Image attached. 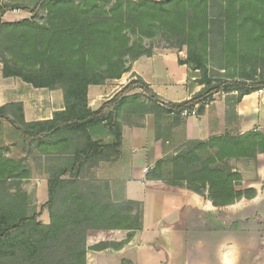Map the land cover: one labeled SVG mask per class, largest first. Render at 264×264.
Segmentation results:
<instances>
[{
    "label": "trees",
    "instance_id": "1",
    "mask_svg": "<svg viewBox=\"0 0 264 264\" xmlns=\"http://www.w3.org/2000/svg\"><path fill=\"white\" fill-rule=\"evenodd\" d=\"M20 2L0 1V16L13 11L30 14L29 19L0 24L2 77L17 78L34 89L60 90L64 110L51 120L26 123L21 104L0 107V126L7 123L20 143L35 144L50 159L45 204L49 224L42 225L39 215L30 213L27 195L19 188L12 193L15 182L29 178V170L21 159L7 158L8 149L0 145V264H86L87 250L119 249L141 229L140 203L110 200L100 186L92 191L83 177L119 159L120 118L151 115L157 132L164 117H172L176 126L187 120L180 117L184 110L196 108V115H202L216 94L235 93L227 99L233 106L264 89V0H36L31 6ZM39 11L46 12L43 22L37 21ZM159 33L187 45L186 58H178V64L196 74L201 91L180 103L161 104L132 74L119 92L92 111L88 88L119 80L133 62L151 57L144 41ZM212 60L218 63L216 70L231 73L229 79H212ZM136 89L155 102L154 110H148L139 95H128ZM173 153L148 173L146 181L156 182L149 183L150 188L193 192L212 209L256 199V191L242 185L239 174L217 163L232 159L255 163L264 155V133L186 141ZM164 166L168 179L161 175ZM189 213L188 205L182 221L189 220ZM90 231H126L127 238L118 245L88 248Z\"/></svg>",
    "mask_w": 264,
    "mask_h": 264
},
{
    "label": "crops",
    "instance_id": "2",
    "mask_svg": "<svg viewBox=\"0 0 264 264\" xmlns=\"http://www.w3.org/2000/svg\"><path fill=\"white\" fill-rule=\"evenodd\" d=\"M29 18L30 14L25 11L6 12L0 16V24ZM178 58L184 59L182 54L174 51L139 58L130 65V72L121 79L108 81L102 86H90L87 95L89 108L97 110L105 101L104 98L111 92H119L125 86L122 80L129 81L132 74L139 76L160 101L180 103L189 100L202 87L196 84L195 76L189 77L190 72L186 66L178 64ZM157 65L162 69L161 72L156 69ZM112 84L115 87L111 88ZM160 85L170 86L171 93L166 86L161 88ZM174 87L180 90L182 98H175L178 94L173 91ZM235 95H214L202 115L187 118L176 126L162 125L163 131L157 133V139L152 119L151 125L148 122L146 126V122L142 128L122 127L120 157L116 162L119 166V180L124 182L122 198L140 203L141 229L134 232L129 242L119 249L87 250L86 264H89V259L92 264H121L122 261L131 264H190L192 249L193 262L197 258L195 250L200 247L196 241L198 238L202 237L203 241L208 242L210 237L219 238L227 234L248 235L250 239L246 241L247 245L241 246L228 240L225 242L220 237L216 244L220 264H226L224 259L229 248L258 253L264 239L261 237L262 214L255 208L264 198V175L261 179L263 185L253 186L259 189L254 201L223 209H212L199 201H193V198L183 192L150 188L148 185L153 182L146 181L156 162L171 154L175 155L173 151H177L186 141H208L226 134L241 135L249 131L264 133V89L262 94L256 91L231 106L232 102L227 99ZM18 103L23 107L26 123L51 120L54 113L64 110L60 90L34 89L17 78L5 79L1 74L0 64V107ZM165 118L161 122H166L169 118L170 123L173 122L172 117ZM174 141L178 144L172 148ZM188 205L189 220L182 221V212ZM175 224H179L180 228L173 229ZM96 233L97 238L93 243L87 244L88 248L98 243L118 245L127 238L126 231Z\"/></svg>",
    "mask_w": 264,
    "mask_h": 264
},
{
    "label": "rangeland",
    "instance_id": "3",
    "mask_svg": "<svg viewBox=\"0 0 264 264\" xmlns=\"http://www.w3.org/2000/svg\"><path fill=\"white\" fill-rule=\"evenodd\" d=\"M3 2L6 1H21V4L25 5H32L34 1L36 0H0ZM112 2L117 0H111ZM130 1H139V0H130ZM46 16L45 11H39L38 12V22H43ZM144 46L146 49L151 50L154 54H161L166 51H174L176 53L182 54L184 59L186 58L187 54V45L182 44L179 45L175 42L169 41L168 39L161 36V34H157L153 39L151 40H145ZM209 64L211 65V77L215 81H226L229 79L228 77L231 76V73L224 74V71L221 69H215L216 66H218V63L216 60L209 61ZM215 67V68H214ZM161 72V68L159 65H157V68ZM261 71V70H260ZM146 72H149V70H146ZM189 77L195 76L194 73H189ZM131 77V76H130ZM129 77V81L133 78ZM257 80V77H255ZM123 83L126 85L127 82ZM161 88H163L166 85H160ZM115 87L114 84H112L111 88ZM169 93H171L172 88L170 86H166ZM120 88V86H119ZM105 89V88H103ZM110 88L108 89V91ZM166 90V91H167ZM263 90V89H262ZM107 91V92H108ZM116 91V90H115ZM138 90L131 91L128 95L137 94L139 95L140 101L148 108V110H154V103L151 101L149 96L145 95L144 93L139 91L135 93ZM173 91H176V94H178L175 98L179 99L182 98V96L179 94L180 90H177V88H173ZM114 92H111L107 97L104 98L105 101L110 100L114 96ZM104 101V102H105ZM161 104H165V102L160 101ZM103 103V102H102ZM43 106V105H42ZM121 117V116H120ZM119 117V118H120ZM154 120V117L151 115H147L144 118L139 117L138 115L129 116V117H121L120 118V124L123 128H142L148 125V122L151 125V120ZM164 119H166L164 117ZM170 118L166 122H159V125L157 127V132L159 134V131H163V126L167 127L172 125L170 123ZM163 125V126H162ZM156 122L154 121V130L156 131ZM161 131V134H164ZM156 132V133H157ZM263 133V132H262ZM108 139V138H105ZM178 143L174 141L173 146L175 147ZM0 145L4 147V149H8L5 152V156L7 158H11L14 160H22L23 164L22 166L27 168L29 170V178L21 180L20 182H15L14 188H12V193L15 192L16 188H19L23 193H25L28 197V203H29V209L30 213L38 214L37 222L42 225H48L49 224V214L48 209L45 207V204L47 202V169L50 166V159L47 155H42L38 150L36 149V145H23L20 143L19 139L15 135L14 131L11 129V127L4 123L2 126H0ZM112 162L111 164H102L98 169H93L89 173L83 174V177L87 180L86 183L88 186L91 185V187H94V190H96L99 186L101 189V192L103 194H106V196H109L110 200H117V201H123L122 198V186L123 181L119 180V166L118 163ZM61 161L51 163L52 166L59 165ZM217 165L224 169V170H230L232 173L239 174L241 177V183L242 185L246 187L253 188L256 191V196L258 195L259 189H256L253 186L256 185H263L262 183V177L264 175V155H261V157H257L256 162L254 163L250 159H232L229 161H224L221 164L217 163ZM162 178L168 179L169 169L167 167H163L161 171ZM153 183H156L153 181ZM106 185V188L104 186ZM159 185V184H158ZM88 186L83 188V191H88ZM161 186L166 188V185L161 183ZM180 190L179 188L175 191ZM189 197L193 198V201H199L202 203L199 196L195 193L188 194ZM203 204V203H202ZM236 204H243L236 202ZM204 205H208V201H205ZM257 212H261L262 214V221L261 224V237L264 239V198L261 199L259 205L257 208H255ZM97 231H90L88 232L86 236V245L88 243H93L92 241H95L97 238ZM248 236V235H247ZM247 236H240V234H227V235H221L220 237L225 239V242L228 240V242H235L236 244H239L241 246L247 245V242L250 238ZM217 237V236H216ZM220 237H210L209 241H203L204 238L200 237L196 241L199 242L200 247L195 250L196 256L195 261L193 262L192 256L194 255L193 249L192 254L190 252V264H220V260L218 259V249L216 248L217 242H219ZM192 239V238H190ZM190 242H193L190 240ZM99 244V243H98ZM193 244V243H192ZM96 244H92L91 247L95 246ZM89 247V248H91ZM198 259V262L197 260ZM226 264H264V242L262 246L260 247V250L258 253H251L247 250L242 249H230L227 251V254L225 256ZM89 264H92V260H88Z\"/></svg>",
    "mask_w": 264,
    "mask_h": 264
},
{
    "label": "built area",
    "instance_id": "4",
    "mask_svg": "<svg viewBox=\"0 0 264 264\" xmlns=\"http://www.w3.org/2000/svg\"><path fill=\"white\" fill-rule=\"evenodd\" d=\"M258 94H262L263 93V90H258L257 91ZM196 108L192 109L191 111H187V110H184L181 114H180V117L182 119H187V118H190V117H196ZM146 172V170H145Z\"/></svg>",
    "mask_w": 264,
    "mask_h": 264
}]
</instances>
